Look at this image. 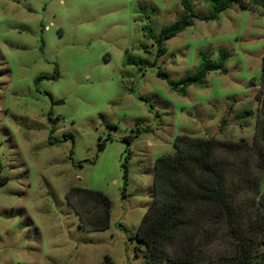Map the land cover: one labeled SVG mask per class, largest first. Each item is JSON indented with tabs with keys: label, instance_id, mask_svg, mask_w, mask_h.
Returning <instances> with one entry per match:
<instances>
[{
	"label": "rangeland",
	"instance_id": "rangeland-1",
	"mask_svg": "<svg viewBox=\"0 0 264 264\" xmlns=\"http://www.w3.org/2000/svg\"><path fill=\"white\" fill-rule=\"evenodd\" d=\"M184 15L180 0H0V264H143L135 237L175 138L253 141L264 7L195 19L159 56ZM222 49L225 71L186 95L158 76L179 81ZM72 188L110 198L107 230L82 228Z\"/></svg>",
	"mask_w": 264,
	"mask_h": 264
},
{
	"label": "trees",
	"instance_id": "trees-1",
	"mask_svg": "<svg viewBox=\"0 0 264 264\" xmlns=\"http://www.w3.org/2000/svg\"><path fill=\"white\" fill-rule=\"evenodd\" d=\"M180 1L185 15L163 28L159 56L167 53L166 42L195 19L216 20L235 5L250 11L264 7V0H207L210 13L200 16L190 0ZM200 56L192 75L177 81L161 70L158 76L181 95L191 85L204 87L211 72L225 71L229 52L222 49L218 61L205 53ZM257 82L261 105L253 141L183 134L175 138L173 153L156 160L154 199L135 237L143 264H264V54ZM134 138L126 141L131 144ZM124 168L127 180V160ZM67 196L78 207L84 230L110 227L112 202L106 194L72 188Z\"/></svg>",
	"mask_w": 264,
	"mask_h": 264
}]
</instances>
